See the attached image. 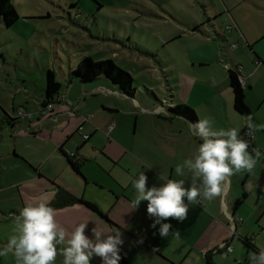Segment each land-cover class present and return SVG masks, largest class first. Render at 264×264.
Listing matches in <instances>:
<instances>
[{"label": "rangeland", "instance_id": "obj_1", "mask_svg": "<svg viewBox=\"0 0 264 264\" xmlns=\"http://www.w3.org/2000/svg\"><path fill=\"white\" fill-rule=\"evenodd\" d=\"M8 2L17 19L10 27H5L0 19V122L4 123L3 114L14 119L11 107L37 111L44 72L50 71L60 84V92L69 90L87 111L82 116L92 117V122L99 125H114L109 143L104 134L96 136V144L105 145L101 154L91 151L87 143L83 145L86 162L80 174L87 184L76 179L77 184L71 185L73 179L67 176L65 183L70 189L84 188L85 193L105 203L108 198L103 192L106 191L100 189H107L117 180L122 183L124 200L131 208L136 196L132 181L141 173L148 180L149 172L142 167L151 164L152 155L161 160L164 150L178 142L179 134L185 135L182 121L171 118L167 107L192 105L195 109L189 108L198 121L211 117L214 130L225 126L217 117L224 118L225 111H228L226 117H231L230 91L226 83L216 87L213 84L224 74L223 64L228 59L237 63L239 69L243 64L250 65L248 56L240 50L246 51L243 40H252L264 31V10L250 6L247 0ZM231 44L236 49H230ZM81 57H89L93 62L110 60L128 74L130 87L134 89L132 99L99 89L83 94L84 87L66 83L69 69H74ZM203 57L208 60L198 64ZM253 82L264 91V77L256 75ZM251 97L253 100L254 96ZM102 98L115 113L102 110L108 109L103 101L100 103ZM159 106L163 108L158 109ZM260 112L264 119V108ZM17 124L25 128L24 123ZM25 132L30 136L26 128ZM15 136L16 129H6L2 131L3 141L0 140V248L14 234L15 217L34 199L25 197L31 195L29 187L14 184L29 170L23 158L13 159L10 150L9 155H4ZM74 138L80 139L78 135ZM25 143L21 141V145ZM146 207L147 201H142L132 211L139 219L147 215ZM260 229H263L258 234L262 249L257 251L250 241ZM243 230L247 238L237 236L239 231L231 233L235 250L230 255L211 253L214 247L209 245L200 258L192 253L185 264H249L250 253L264 251V219L245 221ZM168 240L167 251L173 257L181 259L187 255L190 244L186 239ZM0 264H16V261L9 254L0 257Z\"/></svg>", "mask_w": 264, "mask_h": 264}, {"label": "crops", "instance_id": "obj_2", "mask_svg": "<svg viewBox=\"0 0 264 264\" xmlns=\"http://www.w3.org/2000/svg\"><path fill=\"white\" fill-rule=\"evenodd\" d=\"M247 3L250 6L255 8L260 7V10H264V0H259L258 2L247 0ZM262 39H264V31H261V33L252 40H243V46L246 51L240 49L250 60V65L248 67L243 64L241 69H239V75L243 80V85L241 87L243 100L245 106L249 110L248 116H251L252 113L251 117L256 124H264V119H262L260 115V109L262 111V108H264V91L256 88L253 82V78L256 75H258V78L264 77V40ZM238 43L241 42L238 40ZM207 60L208 59L203 57L198 60V64H203ZM239 67L237 63L228 59L223 64L222 68L225 75L222 72V77L216 80V83L213 85L216 87L226 83L230 91L227 80V70H233ZM69 70L71 71L73 69ZM75 83L84 88L88 87V89L82 88L81 93L83 94L87 93L85 91L88 90L89 92H95V90L99 89L101 92L103 91L107 94L125 97L119 93L115 85L101 77L89 83L71 81L68 84ZM93 84L95 85L93 86ZM91 85L94 88H92L93 90L90 89ZM59 94L63 95L65 102L69 103V106L61 102L56 103L53 105L52 111L45 113L43 116L38 114L40 104L37 111L34 113L27 111V108L23 106H18L17 109L22 108L25 113L31 114L32 118L26 121L17 119V122L12 123L11 126H5L3 125L4 123L0 122V140L2 142L4 139L2 138L3 130L16 129V136L11 141V147L4 155H9L8 151L10 150L13 159L19 160L18 158H23L22 161L28 166V172L25 175L19 176V178L14 181V184L29 187L26 189L29 192L28 194L31 195L26 194V198H34L38 201L41 197L47 195L50 200H52L56 192L62 190L75 199H82L93 204L97 211L103 216L101 217L99 214L80 204L55 208L56 221L64 227L68 233H71L80 223H88L85 229V235L89 238H92L91 229L93 227H96L97 230H103L106 234L112 229L118 228L122 233L121 238L124 241L123 245L120 246V255L122 257L120 261H122V263L119 261V264H185V262L187 263V257L192 253L200 258L203 251L206 250L205 248H209V245L214 247L211 253H217L214 251L224 242H228L232 246L231 240L234 235L231 233L235 234L239 231V235L237 236H246L245 238H247V235L243 233V223L245 221L257 222L264 219V156H262L252 173L242 172L231 177L230 188L222 198L218 197L210 202L206 201L202 206L196 204L189 205L190 210L188 219L184 222H177L175 219L171 218L163 221L164 223H170L172 225L167 237L168 239L175 238L181 242L186 239L190 244L187 255H185L186 257L184 256L181 259L173 257L167 251L170 241L167 238H161L159 236V225H157L156 228L150 227L153 218L143 214V216L138 219L137 215L133 213L132 208L128 206L129 204H126L123 197L125 195L122 193L123 189L120 185L122 183L116 180V182H114L112 186L107 187V189H100L106 191L103 192L104 194L106 193L108 198L105 200V203L104 201L100 202L91 194L85 193L84 188L79 189L75 186L73 189H70L67 186L65 183L67 177L73 179L71 185L77 184L76 179L83 181L84 185L87 184L86 180H84L80 174V169L83 167V163L86 162L83 157L84 153H86L85 150L83 151V145L87 143L91 151H97L98 154H101L100 151L105 145L99 147L96 144V136L104 134L107 138V143H109L114 125L112 123L110 124L113 125V128L108 132L107 129L110 125H99L92 122V117H90L89 121L84 123L80 129V134L88 135L87 140H83L80 134L75 133V131L79 126L81 117H83L82 115H85L87 111L82 109L81 103L78 104V102L75 101V97L69 90H67L66 93L60 92ZM251 95H253L255 99L256 97L258 98L256 99V103H254V97L252 100ZM132 97L125 98L132 99ZM42 99L43 88L42 95H40V103ZM105 100V98H102L100 103L103 101V104H105L108 109L102 110L115 113V111L112 110L113 107L106 105ZM73 102L76 103L74 104ZM189 107L195 109L192 105H189ZM72 108H75V113L69 115L68 112L71 111ZM159 108L161 109L163 107L159 106L158 109ZM10 110L11 112L15 111L12 107ZM225 110L227 109L225 108ZM226 112L228 113V111L223 113L224 118L217 117L219 120L225 122V126H221L220 129L229 130L236 128L239 129V132L248 131L246 126L248 116H240L233 111L232 97L231 109L229 112L231 117L227 118ZM256 114L257 118L254 117ZM170 117L177 118L180 122L182 121L181 125L185 130V135L179 134L178 142L164 150V156L161 160L152 155L150 157V159L152 158V160H150L151 164L148 167H142V169H146L149 172L146 187H159L166 179L177 181L185 180V187L189 186L190 174L186 172L184 176H179L176 174L175 168L177 165H182L186 159L193 158L198 145L202 143V141L189 130L190 122L180 117ZM18 121L25 124V128L30 136L27 135L25 128H23L21 124L15 125ZM75 135H78L80 139L74 138ZM241 136L243 137V134ZM246 140L252 149L256 148L264 153V131H258L252 135L251 139ZM21 141H25L26 143L21 145ZM176 146H178V149ZM63 154H73L78 158L77 160H80L77 163L79 173H75L71 169ZM124 170L127 172V169ZM131 180H133V178ZM126 198H128L127 200L129 202L131 201L128 196ZM34 199L30 200L33 202L35 201ZM239 199L241 202L235 207L234 203ZM231 219H240V223L231 227L229 224ZM175 230L180 231L179 238L173 234ZM262 230L263 229L258 230L253 238H251L252 241H250V244L257 251L262 249V240L258 237V234H260ZM201 242H203V244L198 245ZM57 247L59 250L62 246ZM153 249L158 250L153 251ZM234 250L235 248L232 246L231 253H233ZM62 262L63 257L58 254L55 264H62ZM90 264H101V260L94 256L91 258Z\"/></svg>", "mask_w": 264, "mask_h": 264}, {"label": "clouds", "instance_id": "obj_3", "mask_svg": "<svg viewBox=\"0 0 264 264\" xmlns=\"http://www.w3.org/2000/svg\"><path fill=\"white\" fill-rule=\"evenodd\" d=\"M214 120L206 117L196 123H189V130L202 143L191 159L177 165L179 176L190 174V183L185 180L166 179L161 186L146 187L147 176L141 173L132 181L136 191L131 202L132 210L142 201H147L146 212L153 218L150 227L159 225V236L167 238L172 225L164 223L168 219L184 222L188 219L189 205H203L226 195L233 175L252 173L258 161L264 156L239 138V129H213ZM247 135L264 131V124H256L247 117ZM54 198V197H53ZM51 200L45 195L38 201L27 203L14 220V234L5 246L0 248V257L11 254L16 264H55L57 255L63 257L62 264H90L91 258L98 257L101 264H119L121 247L124 243L118 228L109 233L91 229L92 238L85 235L88 223H80L68 233L56 221V210L50 206ZM177 238L180 231L173 233ZM142 242V241H141ZM57 246H62L59 248ZM158 249H153L157 251ZM249 264H264V251L249 254Z\"/></svg>", "mask_w": 264, "mask_h": 264}, {"label": "trees", "instance_id": "obj_4", "mask_svg": "<svg viewBox=\"0 0 264 264\" xmlns=\"http://www.w3.org/2000/svg\"><path fill=\"white\" fill-rule=\"evenodd\" d=\"M0 19L5 27H10L17 19V16L8 0H0ZM238 76V68L227 70V80L232 97V109L236 114L240 116H248L249 110L244 104L242 89L237 82ZM100 77L115 85L121 95L129 98L133 96L134 89L130 87L131 79L129 75L121 69L117 68L110 60L93 62L89 57H81L76 63L74 69L68 73L66 83H70L71 81H77L79 83H89ZM59 93L60 86L54 80L53 74L48 70L45 71L43 99L40 103V106H43L47 103H50L52 105L56 104L57 102L55 100ZM167 113L172 117L183 118L190 123L198 122L194 112L185 105L171 106L167 108ZM3 115L4 123L7 126H11L12 123L17 122V119H10L7 115ZM242 134L243 131L239 132V138L247 142V140L241 136ZM251 149L252 147L249 145V153H251ZM63 156L65 157L67 163L70 165L71 169L75 173H79L77 163L80 160H77V162H73L72 158H69L66 154H63ZM240 202V199L237 200L234 203L235 207L240 204ZM72 204H80L103 217L97 211L96 207L93 204L82 199H75L62 190L56 192L54 198H52L51 200L50 206L55 209ZM241 241L246 242V240L244 239H241ZM120 263H122V261H120Z\"/></svg>", "mask_w": 264, "mask_h": 264}, {"label": "built area", "instance_id": "obj_5", "mask_svg": "<svg viewBox=\"0 0 264 264\" xmlns=\"http://www.w3.org/2000/svg\"><path fill=\"white\" fill-rule=\"evenodd\" d=\"M235 48V45H231L230 46V49H234ZM238 73H239V68H238ZM237 82L239 83V86L242 87L243 85V80L242 78L240 77V75L237 77ZM57 103H65V104H68L69 106V103L65 102V99L63 97V95H58L56 97V100H55ZM52 108H53V105L50 104V103H47L43 106H40L39 107V110H38V114L40 116H43L45 113L47 112H51L52 111ZM15 113V119H19V120H30L32 118L31 114H27L23 111L22 108H18L14 111ZM73 113H75V108H72L71 111L68 112L69 115H72ZM90 119V116H83L81 117V120L79 122V126L76 128V131L75 133L77 134H80V129H81V126L88 122ZM113 128V125H110L107 129L108 132H110ZM247 131H243V137L245 139H251L252 136H249L246 134ZM80 137L83 139V140H87L88 138V135H85V134H80ZM69 158H72V161L73 162H76L78 158H76L73 154H66ZM240 223V219H231L229 224L230 226L232 227L233 225L235 224H238ZM214 252H217L219 254H221L223 257L227 256V254H230L232 252V246L228 243V242H224L222 243L217 249L216 251Z\"/></svg>", "mask_w": 264, "mask_h": 264}]
</instances>
